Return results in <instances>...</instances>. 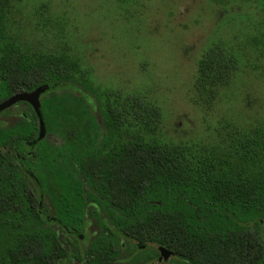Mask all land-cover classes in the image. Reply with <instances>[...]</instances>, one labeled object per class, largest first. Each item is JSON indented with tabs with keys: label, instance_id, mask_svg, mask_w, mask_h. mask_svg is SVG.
I'll return each instance as SVG.
<instances>
[{
	"label": "trees",
	"instance_id": "obj_1",
	"mask_svg": "<svg viewBox=\"0 0 264 264\" xmlns=\"http://www.w3.org/2000/svg\"><path fill=\"white\" fill-rule=\"evenodd\" d=\"M27 3L0 0V101L48 86L40 108L42 118L43 112L57 113L53 124L65 128L73 116L77 141L84 140L83 126L94 124L85 120L91 107L88 97H93L110 126L104 140L120 139L123 120L131 125V118H136L137 149L123 165L129 168L130 155L134 156L135 186L118 179L117 188L109 178L100 181L104 185L88 180L94 181L92 187L102 196L110 195L115 205L123 206L112 214L118 216L114 222L123 236L167 247L172 256L183 260L180 264H264V115L238 121L224 114L216 122L217 131L207 125L202 141L173 144L160 132L157 104L95 84L78 46L71 44L68 19L52 16L45 3L26 10ZM260 57L264 60V49ZM241 60L222 42L203 52L189 99L205 116L224 100ZM5 138L0 130V143ZM82 156L80 152L75 160L80 170ZM12 159L10 172L22 173ZM42 161H47L45 156ZM52 163L48 161L49 166ZM115 165L108 167V173L116 170ZM4 171L0 157V172ZM85 182L75 179L73 188L81 189ZM70 185L67 181L60 187ZM24 189L20 177L9 184L0 179V190L16 198L14 206L0 211V264H36L35 239L47 235L30 204L22 207L21 200L27 197ZM152 199L155 203L149 202ZM110 235L116 236L113 231Z\"/></svg>",
	"mask_w": 264,
	"mask_h": 264
},
{
	"label": "flooded vegetation",
	"instance_id": "obj_2",
	"mask_svg": "<svg viewBox=\"0 0 264 264\" xmlns=\"http://www.w3.org/2000/svg\"><path fill=\"white\" fill-rule=\"evenodd\" d=\"M229 12L230 50L239 56L257 55L259 60H263L260 54L264 49V0H230ZM236 29H241L242 36H238ZM257 41L260 43L255 46ZM242 60L245 63L250 61L248 57H242ZM17 94L24 92L5 98L0 104ZM45 96L41 94L39 98L40 108ZM88 103L91 107L85 120L95 125L83 126V141L75 140L73 116L65 128H57L53 124V115H59L46 114L51 120L45 128L44 138L37 141L39 120L30 104L21 101L0 112V130L6 135L0 143V157L5 166V171L0 172V179L7 184L12 178L23 179L27 197L21 200L22 207L30 204L35 220L47 234L35 239L36 264H180L183 260L172 256L167 247L123 236L114 222L118 216L112 215L119 213L123 206L115 205L110 195L102 196L94 190V181L88 182L109 178L114 188H117V181H125L126 186L130 181V187L135 186L137 168L134 156L130 155L133 163L131 161L129 168L124 169L123 165L138 144L136 118H131V125L123 120L120 139L104 140L110 126L101 118L93 97H88ZM60 130H64L66 136ZM80 152L83 154L81 170L75 162ZM43 155L47 160L44 164ZM12 158L22 173L10 172ZM50 160L53 161L51 166L48 165ZM110 165L116 167L112 173H108ZM63 169L67 171L62 172ZM75 179L87 181L85 187L73 188ZM67 181L72 185L67 189L61 188L60 184ZM100 184L104 185L103 182ZM9 193L8 190H0V196L3 195L0 211L16 203V198L12 199ZM149 202L155 203V200ZM112 231L116 236L110 235Z\"/></svg>",
	"mask_w": 264,
	"mask_h": 264
},
{
	"label": "rangeland",
	"instance_id": "obj_3",
	"mask_svg": "<svg viewBox=\"0 0 264 264\" xmlns=\"http://www.w3.org/2000/svg\"><path fill=\"white\" fill-rule=\"evenodd\" d=\"M27 2L26 10L45 3L52 16L68 19L71 44L78 46L95 84L157 104L160 132L173 144L202 141L207 125L217 131L224 114L238 121L264 115V62L257 55H242L250 61L238 63L233 85L211 117L189 99L203 52L217 42L230 50V0ZM236 32L241 35V29ZM43 114L46 128L51 119Z\"/></svg>",
	"mask_w": 264,
	"mask_h": 264
},
{
	"label": "water",
	"instance_id": "obj_4",
	"mask_svg": "<svg viewBox=\"0 0 264 264\" xmlns=\"http://www.w3.org/2000/svg\"><path fill=\"white\" fill-rule=\"evenodd\" d=\"M46 90H48V86H40L35 90H33L32 92L17 94L0 104V112L21 101L30 104L39 120L40 129H39L37 141L42 140L46 133L45 124L40 111V101H39L41 94H43Z\"/></svg>",
	"mask_w": 264,
	"mask_h": 264
}]
</instances>
